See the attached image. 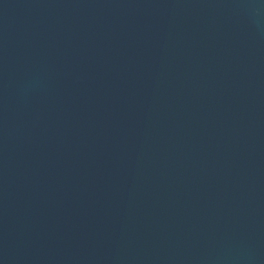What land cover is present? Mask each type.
<instances>
[{
  "label": "water",
  "instance_id": "95a60500",
  "mask_svg": "<svg viewBox=\"0 0 264 264\" xmlns=\"http://www.w3.org/2000/svg\"><path fill=\"white\" fill-rule=\"evenodd\" d=\"M0 264H264V0H0Z\"/></svg>",
  "mask_w": 264,
  "mask_h": 264
}]
</instances>
